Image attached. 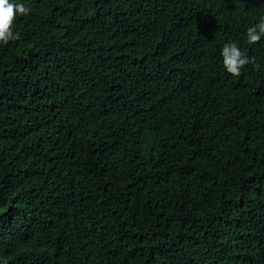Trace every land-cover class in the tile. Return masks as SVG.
Masks as SVG:
<instances>
[{
    "label": "trees",
    "instance_id": "16d2710c",
    "mask_svg": "<svg viewBox=\"0 0 264 264\" xmlns=\"http://www.w3.org/2000/svg\"><path fill=\"white\" fill-rule=\"evenodd\" d=\"M16 2L0 264H264V0Z\"/></svg>",
    "mask_w": 264,
    "mask_h": 264
},
{
    "label": "clouds",
    "instance_id": "9594fccd",
    "mask_svg": "<svg viewBox=\"0 0 264 264\" xmlns=\"http://www.w3.org/2000/svg\"><path fill=\"white\" fill-rule=\"evenodd\" d=\"M30 10L23 3L16 0H0V42L7 44L10 40L19 39V33L13 31V24L17 14L27 15ZM247 41L256 44L264 37V17L260 22L247 29ZM221 56L223 66L233 76L241 75V68L247 65L250 60L240 51L236 43H225Z\"/></svg>",
    "mask_w": 264,
    "mask_h": 264
}]
</instances>
